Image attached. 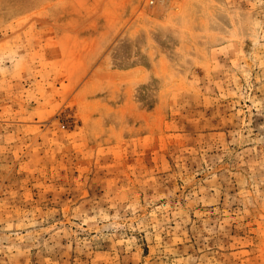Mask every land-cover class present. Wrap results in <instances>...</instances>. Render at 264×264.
<instances>
[{
    "label": "rangeland",
    "instance_id": "1",
    "mask_svg": "<svg viewBox=\"0 0 264 264\" xmlns=\"http://www.w3.org/2000/svg\"><path fill=\"white\" fill-rule=\"evenodd\" d=\"M0 264H264V0H0Z\"/></svg>",
    "mask_w": 264,
    "mask_h": 264
}]
</instances>
